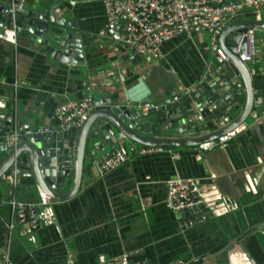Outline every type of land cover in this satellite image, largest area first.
<instances>
[{
    "label": "crops",
    "instance_id": "1",
    "mask_svg": "<svg viewBox=\"0 0 264 264\" xmlns=\"http://www.w3.org/2000/svg\"><path fill=\"white\" fill-rule=\"evenodd\" d=\"M11 1L0 0L9 6ZM53 1L15 0L27 10ZM71 1H57L55 18L62 12L94 38L85 66L58 62L41 52L43 45L17 20L21 30L16 43L0 38V113L58 125L56 107L85 98L87 87L120 100L127 95L136 99L147 89L186 91L209 72L214 55L207 33L176 36L136 60L140 54L104 32V0ZM252 18L247 12L228 23ZM256 46L247 42L244 53L260 93L253 107L258 116L249 126L240 125L225 145L207 151L171 148L176 157L166 150L139 154V145L131 149L126 142V161L99 176L94 163L114 150L106 146L83 173V187L53 202L55 223L36 230L19 224L9 234L12 195L3 191L0 254L8 252L12 264H64L68 251L75 264L102 263L134 251H140L143 264H264V50L258 54ZM171 177L195 182L206 206L205 219L187 225L165 207V182ZM39 192L16 193L15 198L37 202Z\"/></svg>",
    "mask_w": 264,
    "mask_h": 264
},
{
    "label": "water",
    "instance_id": "2",
    "mask_svg": "<svg viewBox=\"0 0 264 264\" xmlns=\"http://www.w3.org/2000/svg\"><path fill=\"white\" fill-rule=\"evenodd\" d=\"M57 1L61 0L29 10L18 4L16 20L43 45L41 52L58 62L84 67L94 38L62 12L55 18ZM9 7L0 2V35L12 20ZM255 31L264 32V19L228 23L218 37L223 58L213 49L209 72L186 91L147 89L136 99L127 95L120 100L98 87H87L84 97L91 98V110L79 128L46 126L0 113V198L3 191L31 195L35 189L51 196L52 202L68 199L83 187V173L91 170L95 153H105L106 146L123 152L126 142L131 149L195 147L240 125L249 126L258 116L253 107L260 93L240 54L246 52L247 42L251 48L257 44L258 54L264 50V37H256ZM85 161L90 162L85 165ZM13 169L18 173L14 188L3 178Z\"/></svg>",
    "mask_w": 264,
    "mask_h": 264
},
{
    "label": "built area",
    "instance_id": "3",
    "mask_svg": "<svg viewBox=\"0 0 264 264\" xmlns=\"http://www.w3.org/2000/svg\"><path fill=\"white\" fill-rule=\"evenodd\" d=\"M103 4L106 35L125 49L140 55L149 51L157 52L161 43L176 36L205 32L210 37L212 48L223 58L218 47V37L227 23L247 12L253 13L254 19L261 20L264 13V0H104ZM8 12L12 20L2 31L0 38L15 44L17 33L21 30L16 20L19 11L15 0L11 1ZM240 59H245L244 53L240 54ZM91 102L90 97H85L81 100H67L59 104L54 112L58 125L62 128L81 127L91 110ZM237 132L238 128H234L216 139L195 146V149L207 151L223 146L235 137ZM163 150L176 157L171 148L166 147H140L138 153L145 154ZM126 159L122 151L114 148L111 155L94 163V166L98 175L103 176L121 165ZM17 174V170L13 169L3 177L12 188L17 182ZM165 186V207L178 214L184 223L191 225L195 221L206 218L205 203L192 179L171 177L166 180ZM8 204L11 209L8 223L9 234L19 224L28 225L30 229L36 230L42 225L55 223L51 196L42 191L39 192L37 202L19 201L12 194ZM139 252H126L97 264H143ZM0 264H12L8 252L0 254ZM64 264H75L69 251Z\"/></svg>",
    "mask_w": 264,
    "mask_h": 264
},
{
    "label": "rangeland",
    "instance_id": "4",
    "mask_svg": "<svg viewBox=\"0 0 264 264\" xmlns=\"http://www.w3.org/2000/svg\"><path fill=\"white\" fill-rule=\"evenodd\" d=\"M255 35H256V37H259V36H262V37H264V32L263 31H255Z\"/></svg>",
    "mask_w": 264,
    "mask_h": 264
}]
</instances>
